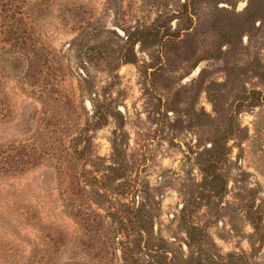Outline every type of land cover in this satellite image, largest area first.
Instances as JSON below:
<instances>
[{"label": "rangeland", "instance_id": "1", "mask_svg": "<svg viewBox=\"0 0 264 264\" xmlns=\"http://www.w3.org/2000/svg\"><path fill=\"white\" fill-rule=\"evenodd\" d=\"M0 264H264V0H0Z\"/></svg>", "mask_w": 264, "mask_h": 264}]
</instances>
